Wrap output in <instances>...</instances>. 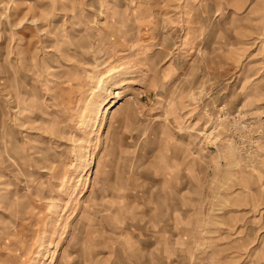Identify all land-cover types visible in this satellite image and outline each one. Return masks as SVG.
I'll list each match as a JSON object with an SVG mask.
<instances>
[{"label":"rangeland","instance_id":"rangeland-1","mask_svg":"<svg viewBox=\"0 0 264 264\" xmlns=\"http://www.w3.org/2000/svg\"><path fill=\"white\" fill-rule=\"evenodd\" d=\"M0 264H264V0H0Z\"/></svg>","mask_w":264,"mask_h":264}]
</instances>
